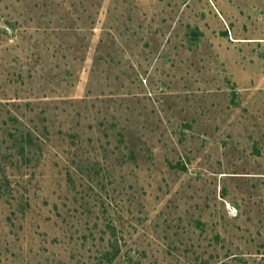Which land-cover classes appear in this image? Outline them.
<instances>
[{"label": "rangeland", "instance_id": "1", "mask_svg": "<svg viewBox=\"0 0 264 264\" xmlns=\"http://www.w3.org/2000/svg\"><path fill=\"white\" fill-rule=\"evenodd\" d=\"M0 264H264V0H0Z\"/></svg>", "mask_w": 264, "mask_h": 264}, {"label": "trees", "instance_id": "2", "mask_svg": "<svg viewBox=\"0 0 264 264\" xmlns=\"http://www.w3.org/2000/svg\"><path fill=\"white\" fill-rule=\"evenodd\" d=\"M1 154V153H0ZM5 155L0 157V196H2L9 187V179L7 174H5Z\"/></svg>", "mask_w": 264, "mask_h": 264}]
</instances>
